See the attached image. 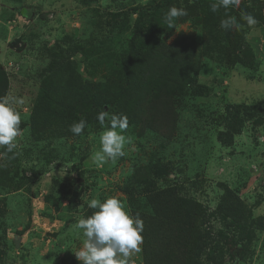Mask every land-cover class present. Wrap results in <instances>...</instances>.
Masks as SVG:
<instances>
[{"label":"trees","instance_id":"16d2710c","mask_svg":"<svg viewBox=\"0 0 264 264\" xmlns=\"http://www.w3.org/2000/svg\"><path fill=\"white\" fill-rule=\"evenodd\" d=\"M8 1L19 16L33 18L34 12L23 7L22 0ZM145 1L132 0L130 9L120 14L109 13L111 20L103 23V31L64 33L52 44L44 41L39 46L37 64L30 73L37 92L29 112L22 115L23 132L17 138L16 150L19 155L5 165L6 172L0 168V195L12 188H23L31 194L37 175L45 172L47 164L58 160L70 165V170L78 172L83 180L78 184L79 193L74 195L68 188L65 190L80 199L96 182L94 178V183L88 186L85 178L86 174L90 175L85 161L89 155L86 140L94 139L104 130L96 116L100 110L123 113L129 121L125 134H134L148 142L153 139L159 145L150 162L131 170L125 182L126 190H123L126 197L121 199L133 215L139 212L144 221L141 264H206L205 256H212V245H218L223 239L231 244L232 259L243 262L246 250L252 245V236L264 233V215L254 216L229 183L218 185L220 194L210 209L193 196L197 182L190 183L188 176L183 177V184L170 179L173 171L183 175L188 172H184L181 165L173 168L166 162L165 151L172 139L186 135L188 130L192 132L193 123L203 117L201 112L202 116L195 119L189 109L191 105L186 111L183 97L195 101L210 97V88L198 80L204 61L230 70L235 64H241L244 57L251 60L253 68L259 64L246 37L264 23V0H242L239 9L227 10L228 15L235 16L240 23H244L240 20L242 11L253 14L259 21L255 28L245 26L240 31L220 27V21L226 18L225 10L212 12L210 5L215 0ZM79 2L89 7L88 0ZM172 6L187 9L188 15L178 18L174 26L169 27L163 17ZM88 17L90 24L96 27L102 23L92 14ZM187 22L191 23L192 30L179 32L170 44L155 40L157 34H171L179 24ZM118 48L121 50L115 52ZM8 91L9 77L0 64V96ZM240 104L228 106L237 112L247 109ZM194 109L200 110L198 106ZM184 111L188 117L183 116ZM258 115L242 111L238 119L249 121ZM81 118L86 120L87 126L76 136L69 128ZM215 141L228 147L233 143V136L227 131H216ZM66 181L51 180L44 197L46 207L56 203ZM93 192L96 194L97 190ZM99 197L101 202L105 200L104 196ZM30 200H26L28 206ZM71 201L69 208L80 218L96 211L88 208L87 202L78 205ZM73 222L72 215L65 226ZM213 223H217L218 228ZM4 231L0 227V264H6L7 258ZM255 246L264 251V239H257ZM213 258L217 259V255ZM60 264L82 262L63 258Z\"/></svg>","mask_w":264,"mask_h":264},{"label":"rangeland","instance_id":"374dc122","mask_svg":"<svg viewBox=\"0 0 264 264\" xmlns=\"http://www.w3.org/2000/svg\"><path fill=\"white\" fill-rule=\"evenodd\" d=\"M22 1L23 7L34 12L33 18L28 20L19 16L8 0H0V64L9 77L8 94L24 100V104L17 107L21 115L25 116L37 92V84L30 73L37 64V49L42 42L52 44L64 33L74 31L83 34H95L101 29L103 31V23L111 20L109 13L120 14L123 10L130 9L132 0H88L89 7L83 6L79 0ZM149 1L151 0L144 3ZM86 10L88 13L85 14ZM89 14L102 20V23H98L100 28L90 24ZM191 30V23L179 24L173 33L157 34L155 40L170 44L179 32L188 33ZM246 41L253 46L254 59L259 64L253 68L251 60L244 57L241 64H235L230 70L219 67L218 63L204 61V69L198 80L210 88V97L195 101L182 96L184 107L187 106L186 111L191 105L189 109L194 112L195 119L202 116L201 112L203 117L193 123L192 132L188 130L186 135L172 139L173 142L165 151V161L173 168L181 165L184 172H188L183 175L173 171L169 177L178 184H183L184 176L191 178L190 183L197 182L193 196L210 209H213L218 200V185L229 183L252 210L253 215L259 216L264 215V23L252 29ZM120 50L118 48L115 52ZM100 73L103 74V71ZM232 103H241L247 109L234 111L228 106ZM194 106H198L201 111L194 109ZM186 111L183 112L184 117H188ZM242 111L259 115L249 121H241L238 117ZM216 131L232 134V145L225 147L217 143ZM131 137L132 143L124 149L125 156L115 162L109 161L103 168H97L90 160V156L100 148V135L86 140L89 155L85 161L86 166L90 167V175L86 174L85 178L88 186L94 183L92 179L95 178L96 182L95 187L80 193V199L73 194L79 193L78 184L83 180L78 172L70 170V165L58 160L47 164L45 172L37 175L38 179H33L31 194L23 188H12L0 195V214H3L2 223H5L4 227L2 223L0 227L5 230L7 242L6 264H60L63 258L77 259L75 253L82 247L83 236L71 227L80 219L69 208L71 200L81 205L92 198L99 199L100 195L105 199L109 196L125 199L123 190H126L124 186H127L125 182L131 170L150 162L159 148L153 139L148 142L149 140L140 139L134 134ZM18 163L25 165L21 160ZM9 164L10 159H0V168L4 172L7 171L5 165ZM36 171L38 173V168ZM57 178L59 181H66L68 178L69 181L64 182L65 188L57 197L56 203L46 207L44 197L48 186L52 179ZM72 180L77 183H71ZM67 188L72 195L65 193ZM93 189L97 190L96 194H93ZM131 189L129 182L128 191L131 192ZM28 198L31 199L30 206L26 202ZM72 215L74 222L65 226L66 220ZM213 225L218 228L217 223ZM257 239L263 241L264 233L252 236V245L246 250L243 262L232 259L229 251L231 244L226 239L221 240L218 245H212V256L207 258L206 254L205 262L264 264V251L255 246ZM214 255H217V259L213 258ZM132 259L135 264H141L140 253Z\"/></svg>","mask_w":264,"mask_h":264},{"label":"clouds","instance_id":"9594fccd","mask_svg":"<svg viewBox=\"0 0 264 264\" xmlns=\"http://www.w3.org/2000/svg\"><path fill=\"white\" fill-rule=\"evenodd\" d=\"M242 0H215L210 5L212 12L225 10V17L220 21L224 30L240 31L245 26L255 28L259 21L249 12H241L240 23L235 16L228 15L229 9H239ZM188 15L187 9L172 6L163 19L173 27L180 17ZM24 104L23 98L11 93L0 96V159H16L19 153L18 137L22 135V115L18 105ZM102 129L100 148L90 160L97 168H103L109 161L115 162L125 156V146L132 143V137L125 135L129 127L128 117L123 113H110L100 110L96 116ZM87 122L81 118L73 123L69 130L79 136ZM10 154V155H9ZM87 206L94 211L86 218H80L72 229L82 233V247L75 253L82 264H135L132 257L142 251L144 221L139 212L135 215L117 196H109L103 202L92 198Z\"/></svg>","mask_w":264,"mask_h":264},{"label":"crops","instance_id":"0c3cea01","mask_svg":"<svg viewBox=\"0 0 264 264\" xmlns=\"http://www.w3.org/2000/svg\"><path fill=\"white\" fill-rule=\"evenodd\" d=\"M8 38H9V37H8ZM8 38H7V39H8Z\"/></svg>","mask_w":264,"mask_h":264}]
</instances>
